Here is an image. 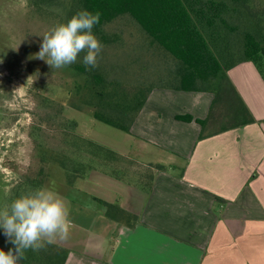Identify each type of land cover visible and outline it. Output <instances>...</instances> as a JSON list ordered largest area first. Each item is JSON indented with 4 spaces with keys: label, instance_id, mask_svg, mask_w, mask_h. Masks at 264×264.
<instances>
[{
    "label": "trees",
    "instance_id": "16d2710c",
    "mask_svg": "<svg viewBox=\"0 0 264 264\" xmlns=\"http://www.w3.org/2000/svg\"><path fill=\"white\" fill-rule=\"evenodd\" d=\"M25 4L38 17L50 19L49 25L43 23L50 31L79 11L99 12L101 22L93 31L102 50L96 68L88 69L78 60L65 69L72 73L73 80L69 88V82L65 83L64 100L45 95L40 92L41 87L35 86L36 120L30 126L29 137L38 169L33 177L20 178L8 195L0 184V211L3 205L7 210L18 196L43 189L51 178L71 189L79 186L96 167L108 169L117 177L124 175L125 166L131 162L79 137L78 124L64 116L67 107L90 109L96 121L129 135L150 93L154 89L173 88L213 95L207 118L197 121L202 128L200 140L247 125L264 124L253 118L227 75L235 66L250 62L264 82V4L260 0H26ZM128 19L142 32L135 31ZM118 20L129 24V30L140 37L121 33L123 28L115 29ZM126 45L129 54H133L128 55V61L116 54ZM107 47L114 52L113 56L104 53ZM136 52L142 53L143 60L147 55L153 58L155 53L156 63L151 67L153 61H139ZM107 58L113 61L102 65L101 61ZM118 61L125 63L126 69L131 64L138 77L142 76L141 71L145 72L146 80L139 82L134 75L132 82H126L128 74L124 80L114 75L113 66ZM163 65L167 71L159 73ZM182 120L191 122L193 118L187 116ZM205 130L207 133L203 134ZM52 137L60 142L58 149L46 144ZM100 203L106 208V217L119 221L122 216L129 227L134 226L135 216L115 204ZM12 247L0 234V248L8 251ZM68 254L69 250L56 241L45 242L38 251H27L20 264H65Z\"/></svg>",
    "mask_w": 264,
    "mask_h": 264
},
{
    "label": "crops",
    "instance_id": "0c3cea01",
    "mask_svg": "<svg viewBox=\"0 0 264 264\" xmlns=\"http://www.w3.org/2000/svg\"><path fill=\"white\" fill-rule=\"evenodd\" d=\"M249 63L229 70V80L262 122L264 82ZM212 101L207 92L150 93L130 129L135 142L115 153L152 174H139L138 184L108 169L87 174L81 184L90 190H74L103 210L79 239H57L69 250L65 264H264V124L200 140L197 121ZM100 201L135 216L134 226L106 217Z\"/></svg>",
    "mask_w": 264,
    "mask_h": 264
},
{
    "label": "rangeland",
    "instance_id": "374dc122",
    "mask_svg": "<svg viewBox=\"0 0 264 264\" xmlns=\"http://www.w3.org/2000/svg\"><path fill=\"white\" fill-rule=\"evenodd\" d=\"M25 1L0 0V59L3 61L0 63V184L6 195L10 194L11 188L19 182L20 178L26 175L33 177L32 175L38 169V160L35 151H33L32 140L29 137L30 126L36 120L34 90L37 92V87H41V93L64 100L65 83L66 81L69 82V88L73 80L71 72L68 73L65 69L53 70L44 61L33 58V55L39 51L42 36L50 32V28L47 26L50 19L41 15L39 16L42 18L38 17L34 11L27 9ZM260 1L264 4V0ZM120 19L124 20L122 17ZM127 21L132 22L133 26L136 27L135 31H141L134 21L131 19ZM44 22L47 24L45 28ZM116 28H123L121 33L126 32L128 36L131 34L140 37L129 30V24L119 20L116 22ZM128 43L129 40L126 39V44ZM118 50L116 53L118 57L125 56L127 61L128 55L129 57L133 55L132 52L129 54L128 45L125 49L121 47ZM104 51V53L112 56L114 54L109 47L105 48ZM141 51L142 49L137 52ZM137 52L135 55H138L139 61L145 59L149 62L153 61L154 63H150L151 67L156 63L155 53H153V58L147 55L144 56L143 60L142 53ZM110 60L113 61L112 58H107L105 61H101V64H108ZM120 62L122 61H118L119 64L113 66L114 75L122 76L124 80L128 74L126 82H132L134 75L135 78L138 77L136 72L132 71L131 64L126 69L125 63L120 64ZM248 66L254 70L255 74H258L253 64L249 63ZM161 67L159 73L167 71L166 67L163 69L164 65ZM144 73L141 71L142 76L137 78L139 82L146 80L143 78ZM227 75L229 77L228 73ZM8 77H10V81L7 82ZM165 84L169 85L171 82H165ZM245 84L249 85V82L245 80ZM64 116L78 124L79 137L88 139L113 152L129 151L135 142V139L129 135L96 121L90 109L79 111L67 107L64 110ZM206 133L207 130L203 131V134ZM46 144L55 149L60 146V142L54 137ZM96 169L102 170L98 167ZM139 174L147 177L152 173L145 166L139 165V162L125 166L124 178L128 179L129 182L138 184L140 182ZM77 187H79L78 190L84 189L83 192L90 190L89 185L83 186L81 184L80 186L76 185ZM43 189L62 199L64 204L67 201L65 207L68 206L67 210L71 221L69 239L70 237L75 240L79 239L80 230L83 228L93 229L99 222L103 207L96 200L86 197L82 191H75V188L68 189L63 182H57L56 179L53 180L52 178L47 180ZM96 191L98 189L93 192ZM68 201H73L75 205L72 206V203ZM3 211H6L4 205ZM57 239L60 238L56 237L53 241H57Z\"/></svg>",
    "mask_w": 264,
    "mask_h": 264
},
{
    "label": "clouds",
    "instance_id": "9594fccd",
    "mask_svg": "<svg viewBox=\"0 0 264 264\" xmlns=\"http://www.w3.org/2000/svg\"><path fill=\"white\" fill-rule=\"evenodd\" d=\"M100 22L99 12H77L42 36L39 51L33 58L44 61L53 70L69 68L78 60L88 69L96 68L102 46L93 29ZM70 228L69 212L63 200L51 192L36 189L18 196L6 211H0V234L13 246L8 251L0 248V264H20L27 251H38L56 237L67 239Z\"/></svg>",
    "mask_w": 264,
    "mask_h": 264
}]
</instances>
